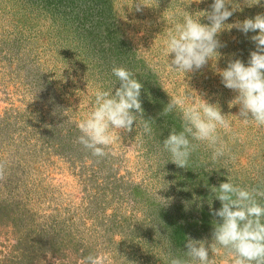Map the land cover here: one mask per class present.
I'll use <instances>...</instances> for the list:
<instances>
[{"label": "rangeland", "instance_id": "1", "mask_svg": "<svg viewBox=\"0 0 264 264\" xmlns=\"http://www.w3.org/2000/svg\"><path fill=\"white\" fill-rule=\"evenodd\" d=\"M137 2L0 0V264H81L102 252L112 264L186 259V237L210 244L222 222L212 214L221 208L212 187L227 178L264 187V126L230 116L231 130H219L225 156L213 161V149L193 141L199 147L185 169L171 163L162 143L182 130L179 109L161 114L172 97L198 104L200 95L238 115L239 106L229 105L237 94L216 69L237 58L247 64L255 50L249 37L258 32L224 30L220 58L178 73L167 67L168 33L183 10L210 11L213 0H140L146 7L139 12ZM233 2L240 10L226 24L264 13V0ZM114 66L143 84L142 118L151 120V132L138 117L132 132L97 157L77 142L79 124L95 107L97 89L120 87ZM210 256L233 264L224 249Z\"/></svg>", "mask_w": 264, "mask_h": 264}, {"label": "clouds", "instance_id": "2", "mask_svg": "<svg viewBox=\"0 0 264 264\" xmlns=\"http://www.w3.org/2000/svg\"><path fill=\"white\" fill-rule=\"evenodd\" d=\"M259 2L257 0L256 4ZM245 3L248 5V0ZM143 7L146 6L138 0L135 10L139 12ZM210 9L195 13L182 11V22L175 24L174 31L168 33L165 42L164 53L170 70L193 73L205 67L212 57L220 58L218 50L224 45L218 36L226 29L235 28L245 36L248 33L258 34L249 37L255 50L250 52L247 64L237 58L229 60L223 70L216 69L224 87L237 94L229 105L239 106L238 115L224 114L218 103H209L198 94V104H186V98L172 97L164 107L163 115L176 109L182 115V130L177 132L173 129L162 143L171 156V163L183 169L188 167L192 154L199 147V143L193 141L206 142L213 149V161L225 156L227 147L219 130H231L230 116L245 125L254 123L258 127L264 126V13L242 22L226 24L234 12L240 10L239 5L233 0H213ZM202 17L208 23H201ZM170 55L174 57L171 60ZM112 73L119 80L120 87L114 93L97 89L95 107L79 124L81 135L77 142L97 157L106 155L105 148L121 132H132L138 117L143 121L144 132H151V120L142 118L140 97L143 84L123 66H114ZM3 172L0 165V178H3ZM211 192L221 203V208L212 211V214L222 221L215 222L211 243L188 236L185 244L187 251L184 252L186 259L166 254L168 264H215L210 253L219 249L226 250L233 257V264H264V204L257 199H264V187H241L227 178V182L220 183L218 188L212 187ZM81 264H112V259L108 253L89 254Z\"/></svg>", "mask_w": 264, "mask_h": 264}]
</instances>
